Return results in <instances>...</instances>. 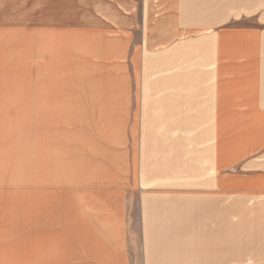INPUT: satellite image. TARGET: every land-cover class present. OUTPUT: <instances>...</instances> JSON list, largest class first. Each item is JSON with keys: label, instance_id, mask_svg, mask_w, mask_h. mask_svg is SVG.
<instances>
[{"label": "crops", "instance_id": "0c3cea01", "mask_svg": "<svg viewBox=\"0 0 264 264\" xmlns=\"http://www.w3.org/2000/svg\"><path fill=\"white\" fill-rule=\"evenodd\" d=\"M242 3L35 0L29 33L0 1V264H264V0Z\"/></svg>", "mask_w": 264, "mask_h": 264}, {"label": "rangeland", "instance_id": "374dc122", "mask_svg": "<svg viewBox=\"0 0 264 264\" xmlns=\"http://www.w3.org/2000/svg\"><path fill=\"white\" fill-rule=\"evenodd\" d=\"M0 1H4V0H0ZM243 0H234L236 7H237V11H236V19L234 21L235 24L237 25H242L243 24ZM16 2L15 5H12L10 7H3L2 12H8V10L12 13H24L25 15H27V22H12L11 24H14L16 27H18L17 29H24V27L26 26V28H28L29 33L31 31H34L35 29V0H12V3ZM230 2H232V0H230ZM32 19V20H30ZM9 24L8 22H0V25H7ZM17 41V43H19V41H26L27 42V47H28V53L31 52V48L34 47V37H28L26 39L24 38H20L19 39H13V42ZM219 206L217 207L216 204ZM27 204L30 206H34L37 203V200L35 198V194H34V190H29V196H28V200H27ZM213 206L214 209L219 210V216H216V213L214 214V217H208V220H216L218 218L219 222H227L229 220V216L232 213V210L229 209L231 212H229L228 207H229V202L225 201V202H213ZM237 206H240L239 208H241L240 210H237V213H240V216L237 215L236 217V221H243L244 217H243V211H242V203H236ZM217 217V218H216ZM135 231H137V229H135ZM226 230H219V231H215L216 233L218 232L220 234V237H223V233ZM193 232L195 231H188V235L189 238L193 237ZM202 232L204 233H210V230H202V231H198L197 232V237L194 239L196 241H198V239L201 237ZM136 240H134L135 242ZM143 243H144V238L140 239V254H143ZM238 244V241H237ZM238 249V247H237ZM212 264H227L226 262H220V263H212ZM236 264H259V263H250V262H237Z\"/></svg>", "mask_w": 264, "mask_h": 264}]
</instances>
